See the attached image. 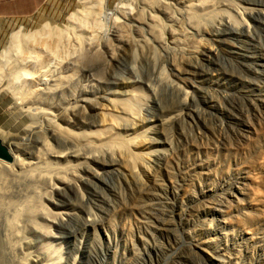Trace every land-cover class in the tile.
Listing matches in <instances>:
<instances>
[{
    "label": "rangeland",
    "instance_id": "rangeland-1",
    "mask_svg": "<svg viewBox=\"0 0 264 264\" xmlns=\"http://www.w3.org/2000/svg\"><path fill=\"white\" fill-rule=\"evenodd\" d=\"M145 1L102 3V39L116 27L129 43L105 41L113 57L101 46L100 74L77 53L28 62L38 74L64 68L71 94L17 99L26 78L5 77L16 57L1 66L13 163L0 165V264H264V0ZM82 9L44 0L0 17V53L12 35L64 29ZM113 133L139 152L134 174Z\"/></svg>",
    "mask_w": 264,
    "mask_h": 264
},
{
    "label": "bare ground",
    "instance_id": "bare-ground-1",
    "mask_svg": "<svg viewBox=\"0 0 264 264\" xmlns=\"http://www.w3.org/2000/svg\"><path fill=\"white\" fill-rule=\"evenodd\" d=\"M81 1L83 4V9L79 11L77 14L72 15L68 18L69 25L65 27L64 29H59L57 27H52L46 24L43 27H41V29L31 34L28 33L26 35H19V33H16L11 36L8 46L1 51L0 53V80L1 78L4 77L2 75V72L5 73L3 68H1V66L3 65H5V67L7 66V64L9 63L8 58L10 55L16 57L17 59L16 61L18 62V65H19L18 66L19 70H18V73H15V75L10 76L11 73H7L5 77L7 78L10 77L11 81L15 76L16 77L14 80H17L18 76L19 77L24 76L26 78V80H24V82L21 85V89H16V88L13 89V87L11 86L12 87L11 89L14 92L15 97L17 99H24L26 97L29 98V96H32L33 98L38 91L40 92L42 90L44 92L46 90H54V89H57V86L62 88L61 94L73 93L72 86L67 85L68 84L67 83L68 74L66 73V71H64V68H61V72L56 74L55 69H53L52 67H50V65L47 64L48 66L42 71V73L38 74L39 71H37V73L32 71L33 69L31 65L32 63L30 64L28 63L29 61H31L32 58L34 59L43 58L49 61H52V60L58 61L63 56L66 57L67 55H71V53H77L78 63L79 62L87 63L89 65L96 64L98 65V73H99L101 72V69H100L102 68L101 65L105 63V62H102L103 60H101L103 58V55L105 54L104 58L113 57L109 44H106L105 42L106 40L108 41L109 39H112L117 45L128 46L127 44L129 43L128 42L129 38H128L127 33L126 34L122 33L121 30L115 27L116 26L115 24H114L115 26H113L115 27V29L114 31L113 30L111 31L110 37L106 39L105 41L104 39H102V35L104 31L102 33L101 24L97 18L99 16V13L101 12V6L104 0H81ZM148 1H152V0H148ZM168 1L169 0H157L154 2L157 3V6H159L161 10H164L168 7ZM134 14L136 13L129 14V15H131L130 17L133 22L138 23L140 19L138 17L139 14H136V15ZM197 18H194V19H197ZM116 22H119V21L116 20ZM77 29H79V32ZM103 41L105 43L101 44ZM103 45H104V48H103L104 54L103 52H100V48ZM49 64H51V62ZM30 65L31 67H29ZM14 80L12 82H15ZM24 94H28V96L24 97L23 96ZM63 97L61 98L63 99ZM77 98H80V97H77ZM25 101L28 104L30 102L27 100ZM61 111L63 110L59 109V113H61ZM100 116H101L102 127L110 132L111 131L113 132L115 130V127H117L116 126L117 123H115L113 119L109 118V116L107 115L104 109L102 112H100ZM62 132L66 135V130H63ZM108 141H109V144L112 145V147L114 146V147H118V149L120 148V150H122L123 153L127 156L126 170L130 174H134L136 172L137 167H139L140 165V161H139L140 158L138 154L139 152L134 153L132 151L127 150L131 143L129 144V142L125 141L122 137H119L118 135L114 133L109 136ZM137 148H138V144H137ZM61 158L62 157H60L59 159ZM8 164H11V163H8ZM8 164L0 161V165L4 167L5 169H8Z\"/></svg>",
    "mask_w": 264,
    "mask_h": 264
},
{
    "label": "crops",
    "instance_id": "crops-1",
    "mask_svg": "<svg viewBox=\"0 0 264 264\" xmlns=\"http://www.w3.org/2000/svg\"><path fill=\"white\" fill-rule=\"evenodd\" d=\"M44 0H0V17L32 15Z\"/></svg>",
    "mask_w": 264,
    "mask_h": 264
},
{
    "label": "water",
    "instance_id": "water-1",
    "mask_svg": "<svg viewBox=\"0 0 264 264\" xmlns=\"http://www.w3.org/2000/svg\"><path fill=\"white\" fill-rule=\"evenodd\" d=\"M0 161L5 163H12L13 157L5 142L0 139Z\"/></svg>",
    "mask_w": 264,
    "mask_h": 264
}]
</instances>
